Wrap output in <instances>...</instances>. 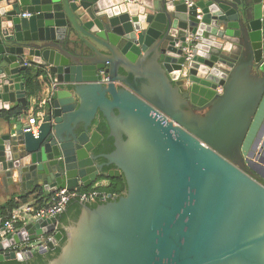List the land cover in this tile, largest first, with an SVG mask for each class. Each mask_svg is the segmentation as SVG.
<instances>
[{
  "label": "water",
  "instance_id": "water-1",
  "mask_svg": "<svg viewBox=\"0 0 264 264\" xmlns=\"http://www.w3.org/2000/svg\"><path fill=\"white\" fill-rule=\"evenodd\" d=\"M29 68L58 84L35 130ZM14 107L0 119L5 187L126 184L68 200L80 215L48 264H264V0H0V111ZM56 225L28 223L0 250L50 234L38 253L54 250Z\"/></svg>",
  "mask_w": 264,
  "mask_h": 264
},
{
  "label": "built area",
  "instance_id": "built-area-1",
  "mask_svg": "<svg viewBox=\"0 0 264 264\" xmlns=\"http://www.w3.org/2000/svg\"><path fill=\"white\" fill-rule=\"evenodd\" d=\"M122 3H134L135 0H119ZM184 3L187 7H191L194 5L195 0H184ZM27 15H23L26 17ZM201 38L198 36H189L187 38V42H192L193 40L199 41ZM189 49L187 50V52ZM189 53V52H188ZM22 65L26 66L29 63H22ZM42 79L43 77H39ZM107 82V78H103V83ZM49 88L48 93L43 95L40 99L36 100L34 103V109H31L33 112H29L26 114L27 124L32 127V130H35V124L37 119H42L44 117L42 107L46 102L51 100L52 93L55 91L58 86L57 83L53 81H48L45 84ZM222 88L219 87L217 89V93L221 94ZM104 183H96L94 184L92 190L86 192H80L78 190L69 191L66 188L56 189L53 191L50 196L47 197V200L43 204H38L32 199L26 203L20 204L18 207L13 208L5 215H0V244L5 240H10L13 235H16L21 228L31 222H34L38 219H54L61 212L62 206H68V200L73 199L75 196H79L80 202H89L95 201L108 197V193L105 189ZM111 195V194H110ZM111 196H117L115 194ZM57 229V225L55 226ZM53 236L52 234L44 236H40L33 241L21 242L19 244H15L9 246L7 249L0 250V255L6 252H14L15 254H25L27 252L35 253L41 249H47V243L51 242Z\"/></svg>",
  "mask_w": 264,
  "mask_h": 264
},
{
  "label": "trees",
  "instance_id": "trees-1",
  "mask_svg": "<svg viewBox=\"0 0 264 264\" xmlns=\"http://www.w3.org/2000/svg\"><path fill=\"white\" fill-rule=\"evenodd\" d=\"M41 75V72L29 68L24 70L21 73L23 82L25 84V90L28 94V96L31 97H37L41 94L42 90V85L38 81V77ZM21 110H23L20 107H14L10 111H0V119H9L11 117L17 116V114H21ZM28 111V107L24 109V113ZM99 131L102 133L103 136V145L100 148V152L102 153H110L113 151V140L109 139L107 137L108 135V130L106 128L105 122L102 120L100 126H99ZM126 189V184L122 178L119 179H113L109 181V185L105 187V191L108 194H115L117 196H121L125 193ZM92 190V187L87 188V189H80L78 191L80 192H86ZM38 192V191H37ZM39 194L35 196H30L29 195H24L20 196V201L18 202H13L9 201L4 207L1 208L2 210V215L5 214L6 212L12 210L15 207H18L22 203H26L29 201V199L35 201L38 204H43L46 200L47 197H44L42 195V192H38ZM97 204H90V208H95ZM81 211V206L77 201H74L70 203L66 210L59 215L57 218L58 226L57 229L62 232L63 234V239L57 243V246L54 250H49L44 254H39L38 252L33 253V256L30 259L24 260V261H17V260H8V261H2L0 264H48L52 259H54L60 252V248L62 247L63 243L66 240V233L64 228L70 224V222L76 221L78 216L80 215Z\"/></svg>",
  "mask_w": 264,
  "mask_h": 264
},
{
  "label": "crops",
  "instance_id": "crops-1",
  "mask_svg": "<svg viewBox=\"0 0 264 264\" xmlns=\"http://www.w3.org/2000/svg\"><path fill=\"white\" fill-rule=\"evenodd\" d=\"M38 81L42 85V87H41L42 90H41V94L39 96H37V97H31V99H30L31 100V103L29 105V108H30L29 109V112L30 113L33 112V111H31V109H34V103L36 102V100L40 99L43 95H46L48 93V90H49V88L47 86H45V84L48 83V79L47 78H45V77L42 78V79L39 78ZM25 122H27V119L25 120ZM1 124H3L2 121H0V125ZM259 148L264 149V136L262 138V142H261ZM109 181L110 180H108V181H106L104 183L105 186H108ZM93 186H92V188H93ZM20 191H21L20 188H18V189L16 188L15 189V188H12L10 186L5 187L3 185V183L0 181V215H2V213H3L2 210H1V208L4 207L9 201H13V202L20 201V196H22ZM5 214H3V215H5Z\"/></svg>",
  "mask_w": 264,
  "mask_h": 264
},
{
  "label": "clouds",
  "instance_id": "clouds-1",
  "mask_svg": "<svg viewBox=\"0 0 264 264\" xmlns=\"http://www.w3.org/2000/svg\"><path fill=\"white\" fill-rule=\"evenodd\" d=\"M23 15H24V14H23ZM23 15H22V16H23ZM26 17H27V16H26ZM38 79H39V77H38ZM218 88H219V87H218ZM218 88H217V89H218ZM29 109H30V108L28 107V111H29ZM28 111H27V113H28ZM27 113H26V114H27Z\"/></svg>",
  "mask_w": 264,
  "mask_h": 264
},
{
  "label": "flooded vegetation",
  "instance_id": "flooded-vegetation-1",
  "mask_svg": "<svg viewBox=\"0 0 264 264\" xmlns=\"http://www.w3.org/2000/svg\"><path fill=\"white\" fill-rule=\"evenodd\" d=\"M38 192H41V190H38ZM38 192H37V193H38ZM38 194H39V193H38Z\"/></svg>",
  "mask_w": 264,
  "mask_h": 264
},
{
  "label": "rangeland",
  "instance_id": "rangeland-1",
  "mask_svg": "<svg viewBox=\"0 0 264 264\" xmlns=\"http://www.w3.org/2000/svg\"><path fill=\"white\" fill-rule=\"evenodd\" d=\"M262 142V141H261ZM263 152H264V149H263ZM109 185V184H108ZM107 187V186H106Z\"/></svg>",
  "mask_w": 264,
  "mask_h": 264
}]
</instances>
